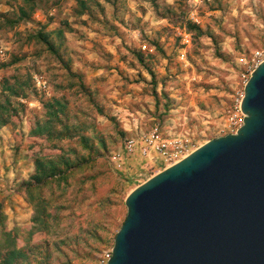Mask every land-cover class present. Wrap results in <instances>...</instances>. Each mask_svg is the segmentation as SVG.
Wrapping results in <instances>:
<instances>
[{
    "label": "rangeland",
    "instance_id": "obj_1",
    "mask_svg": "<svg viewBox=\"0 0 264 264\" xmlns=\"http://www.w3.org/2000/svg\"><path fill=\"white\" fill-rule=\"evenodd\" d=\"M20 6L0 0V255L106 264L126 197L166 169L132 160L118 174L109 154L155 125L193 150L225 136L228 110L264 60V0H49L15 23ZM53 111L63 123L50 122L54 137H29ZM62 154L79 167L32 187L30 200L21 186L34 160ZM40 208L47 224L34 228Z\"/></svg>",
    "mask_w": 264,
    "mask_h": 264
},
{
    "label": "water",
    "instance_id": "obj_2",
    "mask_svg": "<svg viewBox=\"0 0 264 264\" xmlns=\"http://www.w3.org/2000/svg\"><path fill=\"white\" fill-rule=\"evenodd\" d=\"M244 124L135 188L106 264H264V60Z\"/></svg>",
    "mask_w": 264,
    "mask_h": 264
},
{
    "label": "built area",
    "instance_id": "obj_3",
    "mask_svg": "<svg viewBox=\"0 0 264 264\" xmlns=\"http://www.w3.org/2000/svg\"><path fill=\"white\" fill-rule=\"evenodd\" d=\"M193 1L198 3L200 0ZM249 76L245 79L244 86ZM243 97L244 91L237 95L227 112L225 120L227 133L225 135L235 134L244 124L245 115L241 112ZM193 151V144L190 139L166 136L159 126L155 125L147 132L124 138L121 148L111 152L108 156V161L118 174H124L130 169L132 160L140 161L143 163L142 169L151 171L156 166L168 168L187 157Z\"/></svg>",
    "mask_w": 264,
    "mask_h": 264
},
{
    "label": "trees",
    "instance_id": "obj_4",
    "mask_svg": "<svg viewBox=\"0 0 264 264\" xmlns=\"http://www.w3.org/2000/svg\"><path fill=\"white\" fill-rule=\"evenodd\" d=\"M44 1H49V0H21V6L18 9V15L16 17L15 23L19 21H24L28 20L30 16L34 13L36 9L39 8L40 4ZM60 1V0H56ZM81 4V11L79 14H82L84 11V1H80ZM1 108V107H0ZM52 108V107H51ZM49 112V110H48ZM50 119L48 120L47 123H45L42 127H35L29 134V137L34 138V137H45L46 140L47 138L52 139V136L54 137L55 132H53V124L50 125V122L52 120L56 121V125H63L60 119H58V115L56 111H53L48 114ZM8 119H3V117L0 116V125H6ZM66 134H70V128L68 125L63 126ZM53 129V130H52ZM59 135V134H57ZM56 136V135H55ZM60 138V136L58 137ZM81 143L84 145H87V139L82 137ZM34 166H35V172L34 174L30 177V180L28 182H25L22 184V189H24L26 192L29 190V198L30 200H35L32 197V192L31 188L33 187H40L46 184L47 182L53 180V179H65L67 174L75 167H79V165L74 164L69 157H66L64 154L58 155L54 158H43V157H37L34 160ZM39 206L41 207V203H38ZM1 208V207H0ZM44 210L42 208L36 210L33 218H32V223L33 227L37 228L38 225L46 226L47 222L45 219L42 218V212ZM3 218L0 216V223H2ZM0 258L2 259L3 264H18V262L24 258L23 252L22 251H17V250H11L8 251L6 254L3 256L0 255ZM15 261L17 263H15Z\"/></svg>",
    "mask_w": 264,
    "mask_h": 264
}]
</instances>
